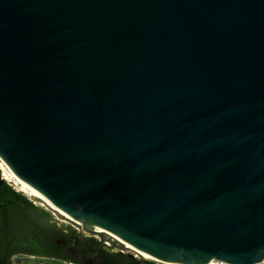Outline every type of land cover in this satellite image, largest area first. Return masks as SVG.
Returning a JSON list of instances; mask_svg holds the SVG:
<instances>
[{
	"label": "water",
	"instance_id": "obj_1",
	"mask_svg": "<svg viewBox=\"0 0 264 264\" xmlns=\"http://www.w3.org/2000/svg\"><path fill=\"white\" fill-rule=\"evenodd\" d=\"M161 264L264 261V0H0V187Z\"/></svg>",
	"mask_w": 264,
	"mask_h": 264
},
{
	"label": "trees",
	"instance_id": "obj_2",
	"mask_svg": "<svg viewBox=\"0 0 264 264\" xmlns=\"http://www.w3.org/2000/svg\"><path fill=\"white\" fill-rule=\"evenodd\" d=\"M84 241L69 225H58L50 212L35 205L6 181L0 187V264L13 258L51 259L52 264H82ZM69 250H76L70 257ZM73 260V261H71Z\"/></svg>",
	"mask_w": 264,
	"mask_h": 264
},
{
	"label": "flooded vegetation",
	"instance_id": "obj_3",
	"mask_svg": "<svg viewBox=\"0 0 264 264\" xmlns=\"http://www.w3.org/2000/svg\"><path fill=\"white\" fill-rule=\"evenodd\" d=\"M76 230V229H75ZM77 235L85 243V252H82L80 258L82 264H161L146 259H142L135 253L130 252L126 249L119 248L118 246H110L107 242H102L100 239L94 236H82ZM70 257L76 256V250H69ZM25 259H38L34 256H28ZM73 261V260H71ZM45 262L51 263V259ZM65 264H78L77 262H67Z\"/></svg>",
	"mask_w": 264,
	"mask_h": 264
},
{
	"label": "rangeland",
	"instance_id": "obj_4",
	"mask_svg": "<svg viewBox=\"0 0 264 264\" xmlns=\"http://www.w3.org/2000/svg\"><path fill=\"white\" fill-rule=\"evenodd\" d=\"M15 189V188H14ZM16 190V189H15ZM18 191V190H17ZM36 205V204H35ZM52 215V214H51ZM53 216V215H52ZM54 221L57 222L58 225H69L65 222H63L62 220L58 219L57 217L53 216ZM70 226V225H69ZM72 227V226H71ZM74 228V227H73ZM75 229V228H74ZM77 232H79L76 229ZM87 234H82V236H86ZM14 264H49L48 262H44L41 260H37V259H25V258H19V257H15L13 258ZM264 264V261L261 263Z\"/></svg>",
	"mask_w": 264,
	"mask_h": 264
},
{
	"label": "built area",
	"instance_id": "obj_5",
	"mask_svg": "<svg viewBox=\"0 0 264 264\" xmlns=\"http://www.w3.org/2000/svg\"><path fill=\"white\" fill-rule=\"evenodd\" d=\"M212 264H224V263H221V262H218V261H216V260H213V261H212Z\"/></svg>",
	"mask_w": 264,
	"mask_h": 264
}]
</instances>
